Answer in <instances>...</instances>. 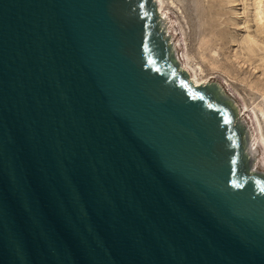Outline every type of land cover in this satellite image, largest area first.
<instances>
[{
  "label": "water",
  "instance_id": "obj_1",
  "mask_svg": "<svg viewBox=\"0 0 264 264\" xmlns=\"http://www.w3.org/2000/svg\"><path fill=\"white\" fill-rule=\"evenodd\" d=\"M166 4L0 0V264H264V142Z\"/></svg>",
  "mask_w": 264,
  "mask_h": 264
},
{
  "label": "rangeland",
  "instance_id": "obj_2",
  "mask_svg": "<svg viewBox=\"0 0 264 264\" xmlns=\"http://www.w3.org/2000/svg\"><path fill=\"white\" fill-rule=\"evenodd\" d=\"M166 12L197 72L230 85L256 123L264 110V0H167Z\"/></svg>",
  "mask_w": 264,
  "mask_h": 264
},
{
  "label": "bare ground",
  "instance_id": "obj_3",
  "mask_svg": "<svg viewBox=\"0 0 264 264\" xmlns=\"http://www.w3.org/2000/svg\"><path fill=\"white\" fill-rule=\"evenodd\" d=\"M172 3H173V0H171ZM174 5V4H173ZM174 23V22H173ZM183 28V27H181ZM216 33V32H215ZM219 33V32H218ZM221 35V33H220ZM191 64V63H190ZM191 69H192V74H193V78H194V83L195 84H200L202 82H205L207 80H209L208 78H205L204 75L201 73L202 71V68L200 67V70L197 72V68H195L192 64H191ZM201 71V72H200ZM246 105V104H245ZM258 109L260 110L261 112V115L256 112L255 115H256V125L258 127V130L260 132V135L262 137V140L264 142V110L260 107H258ZM263 120V121H262Z\"/></svg>",
  "mask_w": 264,
  "mask_h": 264
}]
</instances>
